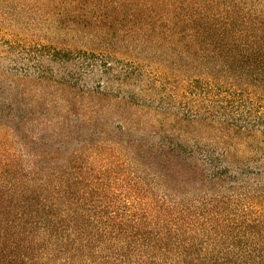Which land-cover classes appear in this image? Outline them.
I'll list each match as a JSON object with an SVG mask.
<instances>
[{
  "label": "trees",
  "instance_id": "1",
  "mask_svg": "<svg viewBox=\"0 0 264 264\" xmlns=\"http://www.w3.org/2000/svg\"><path fill=\"white\" fill-rule=\"evenodd\" d=\"M35 1L94 48L0 75V264H264V0Z\"/></svg>",
  "mask_w": 264,
  "mask_h": 264
},
{
  "label": "rangeland",
  "instance_id": "2",
  "mask_svg": "<svg viewBox=\"0 0 264 264\" xmlns=\"http://www.w3.org/2000/svg\"><path fill=\"white\" fill-rule=\"evenodd\" d=\"M56 12L48 4L35 0H0V75L20 76L27 69L21 56L23 49L29 53L37 50L46 53L51 52V48L71 52L94 48L88 35L90 30L71 32L56 27L53 24ZM7 87V82L0 78V92Z\"/></svg>",
  "mask_w": 264,
  "mask_h": 264
}]
</instances>
